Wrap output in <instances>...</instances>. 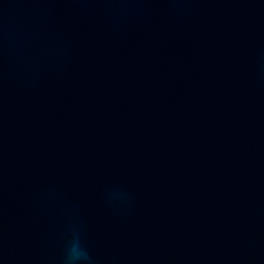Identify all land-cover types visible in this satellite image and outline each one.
<instances>
[{"label":"water","instance_id":"95a60500","mask_svg":"<svg viewBox=\"0 0 264 264\" xmlns=\"http://www.w3.org/2000/svg\"><path fill=\"white\" fill-rule=\"evenodd\" d=\"M77 236L264 264V0H0V264Z\"/></svg>","mask_w":264,"mask_h":264},{"label":"clouds","instance_id":"9594fccd","mask_svg":"<svg viewBox=\"0 0 264 264\" xmlns=\"http://www.w3.org/2000/svg\"><path fill=\"white\" fill-rule=\"evenodd\" d=\"M90 260L88 253L82 248L79 237L77 236L72 246L69 248L65 264H76V262H81V264H86Z\"/></svg>","mask_w":264,"mask_h":264}]
</instances>
